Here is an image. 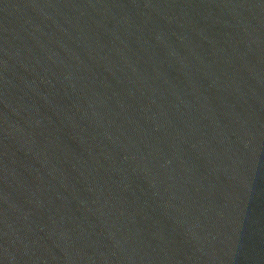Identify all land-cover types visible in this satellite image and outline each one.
<instances>
[{
  "label": "water",
  "instance_id": "95a60500",
  "mask_svg": "<svg viewBox=\"0 0 264 264\" xmlns=\"http://www.w3.org/2000/svg\"><path fill=\"white\" fill-rule=\"evenodd\" d=\"M0 264H264V0H0Z\"/></svg>",
  "mask_w": 264,
  "mask_h": 264
}]
</instances>
